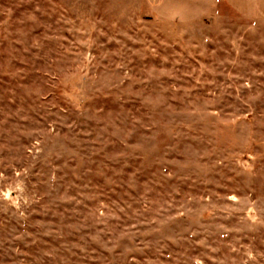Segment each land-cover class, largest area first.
Segmentation results:
<instances>
[{"label": "rangeland", "instance_id": "rangeland-1", "mask_svg": "<svg viewBox=\"0 0 264 264\" xmlns=\"http://www.w3.org/2000/svg\"><path fill=\"white\" fill-rule=\"evenodd\" d=\"M0 264H264V20L0 0Z\"/></svg>", "mask_w": 264, "mask_h": 264}, {"label": "crops", "instance_id": "crops-1", "mask_svg": "<svg viewBox=\"0 0 264 264\" xmlns=\"http://www.w3.org/2000/svg\"><path fill=\"white\" fill-rule=\"evenodd\" d=\"M154 15L173 24H187L213 7H226L245 20H264V0H146Z\"/></svg>", "mask_w": 264, "mask_h": 264}]
</instances>
